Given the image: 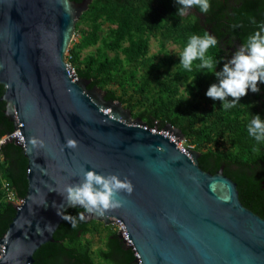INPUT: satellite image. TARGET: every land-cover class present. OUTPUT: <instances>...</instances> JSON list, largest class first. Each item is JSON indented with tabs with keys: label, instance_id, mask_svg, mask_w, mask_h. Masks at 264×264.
<instances>
[{
	"label": "water",
	"instance_id": "1",
	"mask_svg": "<svg viewBox=\"0 0 264 264\" xmlns=\"http://www.w3.org/2000/svg\"><path fill=\"white\" fill-rule=\"evenodd\" d=\"M92 0H0V83L6 115L28 158V191L0 238V264H33L69 208L62 191L81 166L128 176L125 204L86 220L120 224L138 264H264V218L246 207L237 183L204 170L183 131L133 117L106 91L88 88L68 60L76 23ZM32 137L43 139L34 148ZM78 141L69 149L66 140ZM60 213V215L58 214Z\"/></svg>",
	"mask_w": 264,
	"mask_h": 264
},
{
	"label": "trees",
	"instance_id": "2",
	"mask_svg": "<svg viewBox=\"0 0 264 264\" xmlns=\"http://www.w3.org/2000/svg\"><path fill=\"white\" fill-rule=\"evenodd\" d=\"M179 7L177 0H92L75 25L82 38L70 48L68 60L79 77L91 79L88 88L96 85L105 90L107 100L121 101L147 126L162 130L169 123L181 129L186 140L201 152L200 166L211 173L223 166L224 173L237 183L242 203L264 218V145H257L247 133L251 116L258 114L264 119V83L258 84V92L249 90L235 108L227 111L220 101L207 97L208 87L218 83L216 76L197 73L195 68L185 72L179 65L180 57L175 58L167 48L170 43L185 47L191 34L204 33L195 23L181 21ZM246 11H237L235 17L241 30L234 33L241 43L264 25V0H251ZM104 22L108 31L102 26ZM150 34L159 40V53H151ZM97 44V53L81 58L83 48ZM212 53L220 71L226 62L222 47ZM4 90L0 83V137L15 130L5 113L6 101L1 99ZM28 164L23 148L14 139L2 147L1 177L20 199L28 191ZM83 211L71 207L65 213L75 216ZM16 212L15 203L5 198L0 181V238ZM101 225L77 217V227L73 228L63 219L53 233L55 240L35 252L33 264H96L99 257L114 264H138L132 247L117 238L116 225L103 231L112 256L101 249L93 250L86 235L100 231ZM112 235L115 239L111 241Z\"/></svg>",
	"mask_w": 264,
	"mask_h": 264
},
{
	"label": "clouds",
	"instance_id": "3",
	"mask_svg": "<svg viewBox=\"0 0 264 264\" xmlns=\"http://www.w3.org/2000/svg\"><path fill=\"white\" fill-rule=\"evenodd\" d=\"M177 3L180 5L177 15L181 17L190 14L189 10L192 8L207 14L212 6L211 0H177ZM212 50L219 51L216 36L207 31L202 35L191 34L183 51L178 54L179 65L185 72H193L195 68L197 73L215 75L218 83H212L208 87L206 96L220 101L222 109L227 111L235 108L249 90L258 92V84L264 83V25L245 38L220 71L216 70L219 61ZM247 133L257 145H264V119L260 115L251 116ZM30 143L34 148H43L45 142L39 137H32ZM66 147L75 149L78 141L69 137ZM73 176H79V181L66 184L58 192L68 206L84 210L75 216L66 213L61 215L73 228L77 227V217L83 221L86 219L85 214L102 217L109 211L121 208L126 202L122 194L131 195L134 191V185L128 176L121 178L119 173L104 174L97 172L95 168L86 170L81 166Z\"/></svg>",
	"mask_w": 264,
	"mask_h": 264
},
{
	"label": "flooded vegetation",
	"instance_id": "4",
	"mask_svg": "<svg viewBox=\"0 0 264 264\" xmlns=\"http://www.w3.org/2000/svg\"><path fill=\"white\" fill-rule=\"evenodd\" d=\"M150 1V0H149ZM251 0H211V9L207 14L201 13L197 8H192L189 10L190 14L183 17L181 20L182 22H186L188 24L195 23L202 31H207L210 34L217 37L219 40V45L222 47L223 54H224V60L227 61L231 59L234 52L237 50V48L242 44L241 42L236 41V29L241 30V27L236 22L235 17L237 11L241 9H245V12L247 14V7ZM256 2V0H254ZM246 18V17H245ZM248 23H246L247 26ZM243 25V24H242ZM104 30L108 31L109 26L107 22H104L102 24ZM244 26V25H243ZM235 41V42H233ZM151 42H154L156 44L157 52L159 53L160 47H159V40L158 38L154 37L152 34H150V44ZM232 43V45H231ZM175 45L178 49V53L183 51V46L176 43H170L168 45ZM154 54V53H153ZM182 90L185 91V87H181ZM91 221V220H87ZM97 221V220H96ZM101 222L102 225L100 227V231L98 232H91L88 233L86 236L88 239L92 241V246L94 243H96V246H93V250H102L104 253H107L110 257L112 254L109 252L111 249L107 247L108 244V236L106 232H103L104 229L107 226H112L114 224H105L103 221ZM114 235L111 236V241L114 240ZM117 238H122L120 236L119 231H117ZM96 264H114L109 263L105 261L103 258H97Z\"/></svg>",
	"mask_w": 264,
	"mask_h": 264
},
{
	"label": "rangeland",
	"instance_id": "5",
	"mask_svg": "<svg viewBox=\"0 0 264 264\" xmlns=\"http://www.w3.org/2000/svg\"><path fill=\"white\" fill-rule=\"evenodd\" d=\"M81 33L80 32H75V35H74V38L71 42V45H70V48L73 47L75 44L79 43L80 40H81ZM101 44V43H100ZM100 44H97L95 46H91V47H88V48H83L82 52H81V58H84L86 55L94 52V53H97L99 51V46ZM157 46L154 42H151V53H156L157 52ZM168 49L171 50L173 53H174V57L175 58H178L179 57V53H178V49L175 45L171 44V45H168ZM111 54H113L111 52ZM68 55H69V52H68ZM162 55V53H161ZM185 92V91H184ZM180 144H182L184 147L186 148H194L195 149V146L191 143H189L186 138L185 139H182L180 141ZM117 226V224H115ZM97 244L94 243L93 246H96Z\"/></svg>",
	"mask_w": 264,
	"mask_h": 264
},
{
	"label": "built area",
	"instance_id": "6",
	"mask_svg": "<svg viewBox=\"0 0 264 264\" xmlns=\"http://www.w3.org/2000/svg\"><path fill=\"white\" fill-rule=\"evenodd\" d=\"M5 137H6V135L0 137V153H1L2 147L6 144V143H5V144L3 143V138H5ZM13 139L17 142V144H20V143L18 142L17 138H13ZM13 139H12V140H13ZM10 141H11V140H10ZM180 146H181L182 148H186V147H184L182 144H180ZM0 181H1V184H2V189L4 190V193H5V198H6L7 200H10V201L14 202L15 205H19V203L21 202L22 199L16 197V194H15V192L11 189L9 182L6 181L5 179H3V178L1 177V171H0ZM23 199H24V198H23ZM114 225H115V224H114ZM116 227H117V230H121V229L123 228V226L120 225V224H118V223H117V226H116ZM126 243L130 246V243H129L128 241H126Z\"/></svg>",
	"mask_w": 264,
	"mask_h": 264
},
{
	"label": "bare ground",
	"instance_id": "7",
	"mask_svg": "<svg viewBox=\"0 0 264 264\" xmlns=\"http://www.w3.org/2000/svg\"><path fill=\"white\" fill-rule=\"evenodd\" d=\"M19 205H21V202L19 203Z\"/></svg>",
	"mask_w": 264,
	"mask_h": 264
}]
</instances>
